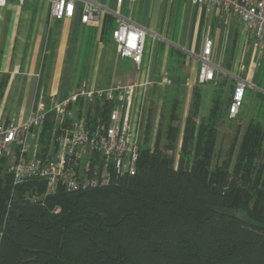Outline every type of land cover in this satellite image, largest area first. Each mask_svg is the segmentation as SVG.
<instances>
[{
    "label": "trees",
    "instance_id": "obj_1",
    "mask_svg": "<svg viewBox=\"0 0 264 264\" xmlns=\"http://www.w3.org/2000/svg\"><path fill=\"white\" fill-rule=\"evenodd\" d=\"M225 85L202 114L197 83L183 123L176 86L153 143V109L147 113L135 172L106 184L54 193L39 176L15 184L3 154L0 264H264V124L252 117L243 131L238 126L218 162L219 126L233 100ZM96 100L79 110L89 128L108 123L112 103ZM72 120L61 131L57 112L46 114L35 129L39 155L54 154Z\"/></svg>",
    "mask_w": 264,
    "mask_h": 264
},
{
    "label": "crops",
    "instance_id": "obj_2",
    "mask_svg": "<svg viewBox=\"0 0 264 264\" xmlns=\"http://www.w3.org/2000/svg\"><path fill=\"white\" fill-rule=\"evenodd\" d=\"M93 1L109 10L120 7L146 29L140 66L119 55L113 39L116 17L106 10L83 23L81 4L74 17L53 19L49 0H7L0 6V123H24L42 104L49 108L53 99L108 89L120 78L128 84L159 83L174 63L182 69L186 62L199 64L207 38L213 40L210 58L216 69L234 67L238 72L245 61L239 77L264 90V45H256L238 16L193 0H123L121 6L119 0ZM235 52L237 60L231 61ZM186 74L193 77L191 70ZM84 96L74 101L73 111L80 110Z\"/></svg>",
    "mask_w": 264,
    "mask_h": 264
},
{
    "label": "built area",
    "instance_id": "obj_3",
    "mask_svg": "<svg viewBox=\"0 0 264 264\" xmlns=\"http://www.w3.org/2000/svg\"><path fill=\"white\" fill-rule=\"evenodd\" d=\"M49 1L50 17L53 19L74 17L80 4L83 23L98 19L103 10L113 14L117 22V27L113 30V39L119 55L130 57L140 66L145 52L146 29L130 15L123 14L120 7L109 10L93 0ZM193 1L198 4L214 5L222 11L238 16L253 33L256 45H264V0ZM122 3L123 0H119V6ZM6 4L7 0H0V6ZM212 49L213 40L207 38L200 56V81L203 83L212 80L215 75L214 64L210 58ZM147 84L149 83L134 82L126 85L117 83L108 89L83 90L63 101L53 99L49 108L42 104L39 112L30 116L24 123L12 120L0 123V158L3 154L13 155L11 169L14 183L20 184L28 178L39 176L47 181V193H54L62 185L68 189L95 186L108 183L115 174L135 172L144 144L146 118L135 119L136 123H132L133 104L136 88ZM246 90L247 81L241 78L233 92L230 116H236L239 112ZM82 95H86L89 101L100 98L112 103L108 123L89 128L84 118L74 117L67 132L59 137L54 154L49 157L39 155L40 139L35 129L41 128L46 114L55 110L59 117L57 129L62 131V123L67 116L71 117L69 106ZM92 159L96 161L92 173L89 174L91 172L89 163ZM55 211L59 212L60 207H56ZM1 235L0 226V237Z\"/></svg>",
    "mask_w": 264,
    "mask_h": 264
},
{
    "label": "rangeland",
    "instance_id": "obj_4",
    "mask_svg": "<svg viewBox=\"0 0 264 264\" xmlns=\"http://www.w3.org/2000/svg\"><path fill=\"white\" fill-rule=\"evenodd\" d=\"M238 52V51H237ZM237 52H235V56L231 59L237 60ZM199 58V64L195 62L194 66L192 64L189 65L188 62L185 63V68L182 69L180 64L174 63V65H170L169 73H166L164 79L159 81V83L155 84H147L142 87H138L142 89L139 91L138 88L135 90L134 104H133V115H132V123H136V120H139L143 117L147 118V113L150 114L151 109H153V130L151 143L154 142L155 135L157 133V128L159 126L160 117L164 109L169 108L172 101V97L174 95L173 91L176 86H180L179 90V98L181 100V108L180 115L182 117L181 123H183V118L186 116L189 107L192 105L194 101L193 89L197 83H200V87L202 89V103H201V113L207 114L209 112V108L212 105L214 94L218 91V87L222 81H226L225 85V96L233 97V91L235 86L243 77H239L242 72V62L240 69L238 72H235V68H221L214 66V77L210 82H201L200 81V68H201V60ZM215 59V58H214ZM246 64V63H245ZM247 65V64H246ZM192 67V68H191ZM248 66L244 67V71L248 72ZM125 70V69H124ZM192 71L193 77L190 79V76H187V71ZM245 79V78H244ZM121 84L126 85L125 79H118ZM246 80V79H245ZM247 81V90L246 95L243 101V104L236 116H228L224 117V120L219 126V137H218V162H221L225 157L227 150L229 149L232 140L234 139L237 131V127L240 126L242 131L246 128L249 119L254 117L256 120L261 119L264 124V90H260L257 84L252 80ZM130 84V82H129ZM259 91H257V90ZM264 89V88H262ZM82 102H79V105L86 106L89 102V98L85 95ZM85 101V102H84ZM139 103V106L138 104ZM78 103H76L77 106ZM86 104V105H85ZM232 104V103H231ZM74 106L73 108L75 109ZM136 107H139L136 109ZM231 108V106H230ZM70 110H72L70 108ZM78 110H72L71 116L72 118H77ZM243 133V132H242ZM241 135V134H240ZM13 155L9 156V163H12ZM85 164V163H84ZM84 167L87 165H83Z\"/></svg>",
    "mask_w": 264,
    "mask_h": 264
}]
</instances>
